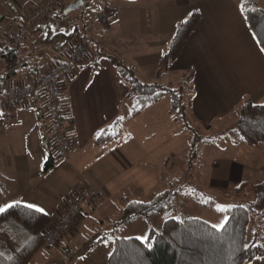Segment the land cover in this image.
<instances>
[{"label":"crops","instance_id":"crops-1","mask_svg":"<svg viewBox=\"0 0 264 264\" xmlns=\"http://www.w3.org/2000/svg\"><path fill=\"white\" fill-rule=\"evenodd\" d=\"M41 2L15 0L11 5L0 0V36L10 42L11 35ZM101 6L104 7L94 17L90 14L87 22L83 21L82 37L74 42H71L74 37L68 39L64 35L65 41L62 42L42 41L41 29L31 31L22 46L26 53L22 58L23 64L9 77L6 76L9 71L7 60L0 50L1 92L40 81L56 63L70 54L78 42H90L86 61L59 82L61 101L66 117L70 118L71 151L63 162L73 164L78 149L88 152L86 147L93 143L94 135L102 127L117 115L124 114L125 109L128 113L129 85L109 60L108 55H111L131 66L146 82L158 80L167 83L170 73L178 72L183 83L185 73L193 72L185 95L189 116L209 123V130L218 127L219 133L210 139L222 135L226 137L225 144L207 142L204 145L215 153L225 149L229 154L213 160L214 154L208 153V150L203 152L202 147L195 162L198 171H204L208 161L209 177L217 186H228L230 181L238 182L237 186L243 182H247L248 186L260 182H250L249 179L264 175V144L250 146L235 143L238 137H230L228 130L222 129L226 119L235 115L244 99L264 103V50L243 16L241 0H110L101 3ZM104 10L111 13L108 25L99 19ZM195 10L200 11L202 19L189 42L173 66L166 72H159L160 57L168 49L178 23ZM53 44L60 46L55 49ZM37 52L42 53L38 60L27 61ZM95 63H99L96 70L93 68ZM166 111L170 117L169 104ZM6 114L12 118L10 125L6 122ZM223 131L226 133H220ZM51 136L45 89H39L37 95L22 106H0V207L15 202L38 207L40 202L49 204L42 187L51 174H45L43 170L49 155L45 145H50ZM112 144L104 147L109 148ZM73 147L77 150L73 151ZM97 149L98 146L94 156L105 152ZM119 152V147L113 148L108 154L100 156V166L94 163L91 185L99 189L100 196L102 193L107 196L115 193L111 185L120 178V172L113 170L123 157ZM146 155L150 156V152L147 151ZM39 191L43 192L39 195ZM118 197L121 202V195ZM74 198L54 209L58 210V215L51 226ZM256 236V232H251V238ZM261 245V255L245 264H264V243ZM61 255L65 256L64 253ZM40 264L44 261L41 260Z\"/></svg>","mask_w":264,"mask_h":264},{"label":"trees","instance_id":"trees-1","mask_svg":"<svg viewBox=\"0 0 264 264\" xmlns=\"http://www.w3.org/2000/svg\"><path fill=\"white\" fill-rule=\"evenodd\" d=\"M3 1L11 5L15 3V0ZM73 1L62 2L60 0L61 4L46 19L34 26L29 34L31 31L41 29L40 39L43 37L42 41L51 43L57 35L63 34L68 39L78 35L80 29L76 26L68 33L62 31L44 36V32L50 30L53 24L61 20L70 21L69 13L65 14L64 9ZM87 3L88 0L84 5ZM242 3L244 5L243 11L241 10L243 16L264 50L263 0H241ZM201 19L202 14L195 10L178 23L168 49L160 57L159 72L168 71L180 57ZM108 58L115 65L122 79L129 85L127 94L129 109L126 115L121 113L102 127L94 135L92 142L96 146H107L127 139L125 124L140 116L163 97L169 96L171 122L179 124L184 131L189 133L187 163L196 162L202 147L213 135L203 134V130L210 129L209 123L202 121L194 124L191 120L185 103L184 84L174 85L171 82L165 83L158 80L146 82L131 66L111 55H108ZM22 60L12 57L7 60L9 68L7 77L16 73V69L23 64ZM93 66L96 70L99 63ZM192 77L193 72L187 75L185 83L190 82ZM237 112L234 128L238 138L234 142L250 146L264 144V103L254 102L247 98L239 104ZM167 163L169 164L170 160ZM57 168L53 155L49 153L43 165L44 173H52ZM171 183L173 182H170L168 188L156 192L149 200L124 198L121 225L132 223L140 217L150 220L155 215L168 210L180 194V187H175ZM247 186V182L237 186L235 188L237 194L239 190ZM251 189L253 192L251 201L236 202L226 208L227 220L223 228L214 227L213 224L199 217H173L165 220L160 229L151 227L147 240L137 237L110 239L109 234L104 233L93 245L102 242L112 245V250L108 255V264H245L263 252L262 245L256 242V238L250 237L249 225L253 215L264 223V180L253 184ZM11 205L13 206L7 211L0 213V264H31L37 253L46 247L45 234L53 217L45 211L40 212L35 208H29L28 204L23 202H15ZM119 227L118 224H114L109 233H115Z\"/></svg>","mask_w":264,"mask_h":264},{"label":"rangeland","instance_id":"rangeland-1","mask_svg":"<svg viewBox=\"0 0 264 264\" xmlns=\"http://www.w3.org/2000/svg\"><path fill=\"white\" fill-rule=\"evenodd\" d=\"M108 1L110 0H88L86 5L69 12L70 21L61 20L53 24L50 30L44 32V36L49 33L55 34L57 31L68 33L77 26L81 33L71 39V42L76 41L82 37L83 21L87 22L86 19L90 14L94 17L99 9L104 7L101 6V3ZM84 13H86L85 18L83 17ZM53 40L62 42L65 41V37L61 34L54 37ZM41 55V52H37L27 61H36ZM190 73H185L182 83L181 74L171 72L167 82L174 85L184 84L187 91L192 80L185 83V79ZM185 103H187V96ZM168 104H170L169 96H165L150 111L128 121L125 124V136L128 138L119 141L120 143H113L109 148L98 146L99 149L97 150L99 152L105 151L104 153L94 156L95 153L93 152L97 146L93 143L86 147L88 152L73 147V151L77 150L74 166L72 163L67 165L63 162L52 143L48 147L45 145V149L55 159V166L60 165L49 174V179L43 182L42 190L46 191L45 197L48 198L49 204L39 203V208L52 215L53 220L58 215V210H54L55 208L76 197L83 188L89 187L93 183L91 179L94 176V163L96 162V166H100L99 158L101 155H106L113 148L119 147V155L122 154L123 157L113 168L116 173L120 172L118 181L111 185L114 187L115 193L110 196L102 193L99 199L85 202L83 204L84 210L80 212L75 230L66 234L57 245L61 252L56 251V247H44L37 253L31 264H40L41 260L44 261V264H108V255L112 250V245H107L106 242L93 245L104 233L109 234L110 239L114 237L147 238L151 227L160 229L165 220L186 216L199 217L213 225H219L227 220V207L236 202L248 203L253 199L252 184L239 190L240 192L237 194L235 186L238 185V182L230 181L228 186L222 187L217 186L210 179L208 161L205 164L206 169L201 172L198 171L199 168L195 162L193 164L187 163L189 133L184 131L179 124L171 122L166 111ZM124 112L126 115L127 109ZM236 118L237 112L226 119V125L222 127V129H227L228 136L233 138L238 137L234 128ZM191 120L194 124L200 122ZM65 122L68 127L70 118L67 117ZM217 133H219L218 127L208 131L203 130L204 135L212 134L214 136ZM225 140L226 137L220 135L213 137L208 143L221 142V145H224ZM147 151L150 152V156L146 155ZM205 151L214 154L213 160L222 155L229 156L225 149H219L215 153L207 145L203 146V152ZM172 153L175 154L171 155ZM257 153L260 154L261 152L257 151ZM169 160L170 163L168 164ZM263 179L264 175H257L250 178L249 181L258 182ZM170 182H173L171 183L173 186L180 187V194L168 210L155 215L150 220L140 217L132 223L121 225L124 198L149 200L156 192L168 188ZM43 191H39V195ZM119 194L122 197L121 202L118 197ZM221 208L224 210L221 211ZM114 224H118L120 227L115 233H109ZM261 224L262 221L253 215L249 225V234L256 232V242L260 244L264 243V225ZM61 253H64L65 256H62Z\"/></svg>","mask_w":264,"mask_h":264},{"label":"built area","instance_id":"built-area-1","mask_svg":"<svg viewBox=\"0 0 264 264\" xmlns=\"http://www.w3.org/2000/svg\"><path fill=\"white\" fill-rule=\"evenodd\" d=\"M60 4V0H43L25 18V22L12 34L11 41L7 42L0 36V50L6 60L12 58L22 59L26 56L22 46L29 36L30 30L41 20H44ZM110 11L101 12L99 19L107 23ZM89 41L78 42L64 60L56 63L44 77L35 83L22 84L0 92V106H22L29 98H34L37 91L45 89L47 107L52 130L51 143L54 145L60 158H66L71 151V138L66 125V109L61 101L60 80L74 72L77 66L88 58ZM55 49L60 45L55 44ZM8 125L12 123L9 114L5 115ZM100 191L96 187H85L61 212L56 222L45 234L46 247H55L68 233L75 230L78 225L81 207L85 202L98 199Z\"/></svg>","mask_w":264,"mask_h":264},{"label":"snow or ice","instance_id":"snow-or-ice-1","mask_svg":"<svg viewBox=\"0 0 264 264\" xmlns=\"http://www.w3.org/2000/svg\"><path fill=\"white\" fill-rule=\"evenodd\" d=\"M243 9H244V5H243V3H242V4H241V10L243 11ZM12 206H13V205L9 204V205H6V206H4V207H0V213H3V212H5V211H7V209H8V208H11ZM27 207H29V208H35L37 211H40V212H43V211H44V209L39 208L38 206H36V205H32V204L27 205ZM220 210L223 211L224 209L221 208ZM224 223H226V220H225ZM224 223H221V224H219V225H214V227L223 228V227H224ZM140 239L147 240L146 237H141ZM150 246H151V245L149 244V247H150Z\"/></svg>","mask_w":264,"mask_h":264},{"label":"water","instance_id":"water-1","mask_svg":"<svg viewBox=\"0 0 264 264\" xmlns=\"http://www.w3.org/2000/svg\"><path fill=\"white\" fill-rule=\"evenodd\" d=\"M86 0H74L70 2L68 6L64 9V13L67 14L85 4ZM46 143V142H45Z\"/></svg>","mask_w":264,"mask_h":264}]
</instances>
